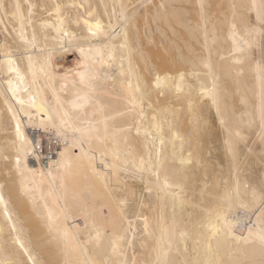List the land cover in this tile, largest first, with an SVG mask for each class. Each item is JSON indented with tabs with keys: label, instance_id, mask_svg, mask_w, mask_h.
Segmentation results:
<instances>
[{
	"label": "bare ground",
	"instance_id": "6f19581e",
	"mask_svg": "<svg viewBox=\"0 0 264 264\" xmlns=\"http://www.w3.org/2000/svg\"><path fill=\"white\" fill-rule=\"evenodd\" d=\"M0 264H264V0H0Z\"/></svg>",
	"mask_w": 264,
	"mask_h": 264
},
{
	"label": "built area",
	"instance_id": "2783aa9c",
	"mask_svg": "<svg viewBox=\"0 0 264 264\" xmlns=\"http://www.w3.org/2000/svg\"><path fill=\"white\" fill-rule=\"evenodd\" d=\"M40 147L43 149H46L50 153L56 152L55 150L58 148V141L53 138L49 140L48 142H45L44 144L40 145Z\"/></svg>",
	"mask_w": 264,
	"mask_h": 264
},
{
	"label": "rangeland",
	"instance_id": "374dc122",
	"mask_svg": "<svg viewBox=\"0 0 264 264\" xmlns=\"http://www.w3.org/2000/svg\"><path fill=\"white\" fill-rule=\"evenodd\" d=\"M74 59H75V57L74 56H70V57H68V58H66L65 59V61L67 62H64V61H60L61 62V65L63 66V64H64V66H68L69 65V63L68 62H73L74 61ZM70 63V64H71ZM123 187V186H122Z\"/></svg>",
	"mask_w": 264,
	"mask_h": 264
}]
</instances>
